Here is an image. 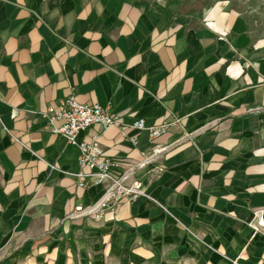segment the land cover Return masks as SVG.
Here are the masks:
<instances>
[{
  "label": "crops",
  "instance_id": "1",
  "mask_svg": "<svg viewBox=\"0 0 264 264\" xmlns=\"http://www.w3.org/2000/svg\"><path fill=\"white\" fill-rule=\"evenodd\" d=\"M178 6L0 0V264H264V35L228 2ZM70 95L127 125L181 119L79 137L154 201L88 214L108 183L79 187L78 147L41 115Z\"/></svg>",
  "mask_w": 264,
  "mask_h": 264
},
{
  "label": "built area",
  "instance_id": "2",
  "mask_svg": "<svg viewBox=\"0 0 264 264\" xmlns=\"http://www.w3.org/2000/svg\"><path fill=\"white\" fill-rule=\"evenodd\" d=\"M41 115L50 121L60 120L62 125L55 127L54 131L65 137L69 143L76 145L79 150L78 165L81 169H87L88 173H79V187L86 189L88 180H95L97 183H108L101 199L88 211L90 216L101 217L105 210L116 211L123 201L134 202L140 197H147L153 200L145 191L143 184L134 180L129 182L128 175L132 169H125L122 161L108 157L99 146L96 139L91 142L79 141L82 133L95 125L103 129L114 127L119 130L122 138L128 137L127 129L136 131H146L152 140H158L166 135L171 129L179 128L185 131L181 119L174 117L172 120H165L159 125H149L144 119L136 118L133 123L127 125L122 116L112 110L111 104L102 107L98 104L79 103L75 96L70 95L63 99L60 108L46 107ZM194 133L185 134L178 142L192 139ZM17 141V140H15ZM136 143L135 139H132ZM156 202V201H155ZM83 207H77L76 212H81ZM255 233L264 229V215L255 225L254 222L248 224Z\"/></svg>",
  "mask_w": 264,
  "mask_h": 264
},
{
  "label": "rangeland",
  "instance_id": "3",
  "mask_svg": "<svg viewBox=\"0 0 264 264\" xmlns=\"http://www.w3.org/2000/svg\"><path fill=\"white\" fill-rule=\"evenodd\" d=\"M157 1V0H154ZM166 1V0H162ZM179 3V13L186 15L200 14L205 8L216 1L228 2L238 9L251 26L256 35H264V0H167Z\"/></svg>",
  "mask_w": 264,
  "mask_h": 264
}]
</instances>
